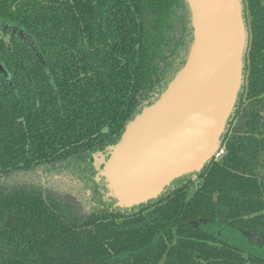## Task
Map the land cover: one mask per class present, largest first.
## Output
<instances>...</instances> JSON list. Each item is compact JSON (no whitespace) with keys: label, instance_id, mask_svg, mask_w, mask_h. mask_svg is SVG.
Segmentation results:
<instances>
[{"label":"trees","instance_id":"1","mask_svg":"<svg viewBox=\"0 0 264 264\" xmlns=\"http://www.w3.org/2000/svg\"><path fill=\"white\" fill-rule=\"evenodd\" d=\"M241 1L224 153L119 209L95 156L184 65L188 0H0V264H264V0Z\"/></svg>","mask_w":264,"mask_h":264},{"label":"water","instance_id":"2","mask_svg":"<svg viewBox=\"0 0 264 264\" xmlns=\"http://www.w3.org/2000/svg\"><path fill=\"white\" fill-rule=\"evenodd\" d=\"M193 39L165 90L95 156L104 199L131 209L203 170L219 148L243 84L247 29L241 0H188Z\"/></svg>","mask_w":264,"mask_h":264},{"label":"built area","instance_id":"3","mask_svg":"<svg viewBox=\"0 0 264 264\" xmlns=\"http://www.w3.org/2000/svg\"><path fill=\"white\" fill-rule=\"evenodd\" d=\"M223 153H224V148L220 146V147L215 151V153L213 154V155H214V159H218Z\"/></svg>","mask_w":264,"mask_h":264},{"label":"rangeland","instance_id":"4","mask_svg":"<svg viewBox=\"0 0 264 264\" xmlns=\"http://www.w3.org/2000/svg\"><path fill=\"white\" fill-rule=\"evenodd\" d=\"M3 36L2 33L0 32V37ZM5 40H8V37H4ZM99 186H100V189H101V192L104 194L105 193V189L103 188L104 184H103V181H100L98 182ZM193 191V189H192Z\"/></svg>","mask_w":264,"mask_h":264}]
</instances>
